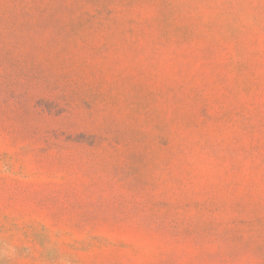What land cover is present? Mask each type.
<instances>
[{"label":"rangeland","instance_id":"374dc122","mask_svg":"<svg viewBox=\"0 0 264 264\" xmlns=\"http://www.w3.org/2000/svg\"><path fill=\"white\" fill-rule=\"evenodd\" d=\"M0 264H264V0H0Z\"/></svg>","mask_w":264,"mask_h":264}]
</instances>
